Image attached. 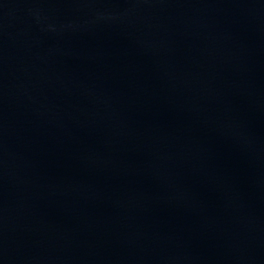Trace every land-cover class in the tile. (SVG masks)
I'll use <instances>...</instances> for the list:
<instances>
[{"label": "water", "instance_id": "obj_1", "mask_svg": "<svg viewBox=\"0 0 264 264\" xmlns=\"http://www.w3.org/2000/svg\"><path fill=\"white\" fill-rule=\"evenodd\" d=\"M0 264H264V0H0Z\"/></svg>", "mask_w": 264, "mask_h": 264}]
</instances>
